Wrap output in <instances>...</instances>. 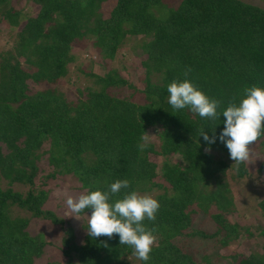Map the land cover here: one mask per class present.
Returning <instances> with one entry per match:
<instances>
[{
  "label": "trees",
  "instance_id": "1",
  "mask_svg": "<svg viewBox=\"0 0 264 264\" xmlns=\"http://www.w3.org/2000/svg\"><path fill=\"white\" fill-rule=\"evenodd\" d=\"M16 5L0 0V24L12 34L8 41L15 40L10 52L0 54V183L7 180L10 186L0 185V264H34L42 255L45 236L29 234L31 219L64 228L45 207L52 195L46 185L58 177L65 183L78 180L85 192L107 191L111 183L127 179L126 191L149 194L160 204L155 221H143L155 229L149 261L120 245L118 234L111 239L87 235L76 246L68 229L65 255L80 264H213L221 256L198 260L185 250L187 240L220 238L225 248L242 234L255 235L225 217L241 203L230 181L250 177L245 163L234 164L218 138L225 118L211 121L188 108L173 110L167 86L183 81L191 68L187 79L222 102L218 111L238 103L245 87L264 88L263 8L241 0H32L31 8L39 11L25 15ZM128 42L144 70L141 88L114 70L96 74L89 66L77 69L87 86L77 89L75 101L53 88L32 91L31 85H53L67 77L79 58L75 50H83L85 59L93 51L105 65L115 62ZM214 128L217 139L209 153L200 130L211 137ZM148 130L158 135V146L140 151ZM256 147L264 154V135L250 146ZM44 155L53 171L39 176ZM257 172L263 175L264 164ZM13 185L27 192H16ZM258 210L264 216V200ZM16 211L31 219L15 217ZM198 216L214 222L213 235L197 230ZM239 264H264V247Z\"/></svg>",
  "mask_w": 264,
  "mask_h": 264
},
{
  "label": "rangeland",
  "instance_id": "2",
  "mask_svg": "<svg viewBox=\"0 0 264 264\" xmlns=\"http://www.w3.org/2000/svg\"><path fill=\"white\" fill-rule=\"evenodd\" d=\"M245 4L252 6H258L264 9V0H241ZM32 0H14V5L17 4V8L24 11L25 15L31 12L35 15L39 11V7L31 8ZM33 6V5H32ZM12 40V34H9L6 27L0 24V54L8 53L12 50L14 43ZM132 43H127L123 49L118 54L115 62H106L104 65L99 59H97L98 54H93V51L88 53L85 59V52L83 50H75L79 55L77 61L68 67L69 75L64 79H60L56 84L48 85L46 83L31 85L32 91H42L48 88L56 89L61 93L68 101H75L77 89H84L87 86V81L82 73H79L77 69L86 71L89 66L92 67L93 72L96 74H103L109 70H114L121 77L129 81L132 85L139 86V78L143 75V69L139 68L138 63L140 59L134 58V52L132 48ZM15 47V46H14ZM83 46L82 48H84ZM139 52V50H137ZM93 54V55H91ZM94 60L95 62H92ZM155 80V79H153ZM128 94V90L124 89L123 94ZM150 135H155L152 137L149 144L158 146V135L154 132L148 130ZM49 149V144L45 145V150ZM48 155L41 157L38 162L39 176L49 174L53 171L47 161ZM150 161L154 164L159 165V158L149 156ZM178 157H173L176 160ZM251 161L250 163L244 162L246 169L250 175L249 178L243 180L236 179L231 180L229 186L233 193H237L241 197V203L237 202L236 213L227 214L225 217L231 223L234 224L238 222L241 227L246 230V228L251 229L255 235L251 238H246V235L242 234L236 241H233L226 246L221 248L219 239L213 240L201 239V238H190L187 240V246L185 250L195 254V257L199 260L203 256H207L215 261V256H221V259L217 263L213 264H239L240 261L249 258L256 253H262L264 247V216L258 210V204L260 201L264 200V173L261 176L258 174V168L264 164V154L263 149L259 147L251 148ZM263 163V164H262ZM1 188L3 190L8 189L7 180H2ZM13 190L16 192L26 193L27 189L22 186H12ZM45 189H51L52 195L51 199L46 203V208L58 216L59 219L65 223L64 228L59 225L53 224L50 221L43 219H31L28 215L16 211L15 217L29 218L28 232L31 236H38L41 233L45 236V246L43 248V253L40 257L34 259V264H80L78 260L75 259L73 255L68 258L65 253L67 248L64 246L68 236L65 235V231L70 229L73 232L74 243L76 246H81L85 242L87 237V218L83 214H80L82 220H77L75 217L71 216L73 213L68 209L66 205V198L68 195L77 197L85 191L81 188V184L76 181L65 183L62 178L56 179L51 184L46 185ZM241 204V205H240ZM194 208V207H192ZM86 215H91V212H86ZM239 215V217L237 216ZM197 222L194 220V225L197 230H202L207 232L209 235H213L216 232V225L214 222L209 221L206 217H200ZM242 230V232H244ZM182 245L181 243L179 244ZM190 250V251H189ZM133 264V263H132ZM134 264H139L138 262ZM141 264V263H140Z\"/></svg>",
  "mask_w": 264,
  "mask_h": 264
},
{
  "label": "clouds",
  "instance_id": "3",
  "mask_svg": "<svg viewBox=\"0 0 264 264\" xmlns=\"http://www.w3.org/2000/svg\"><path fill=\"white\" fill-rule=\"evenodd\" d=\"M191 71V68H186L183 81L173 80L168 84L169 105L173 110L188 108L192 113L211 121L223 116L224 128L218 138L225 144L230 158L237 165L252 162L250 146L264 135V88L256 85L245 87L238 103L233 100L222 111H218L222 102L208 97L187 79ZM215 128L212 129L211 137L204 129L200 130V136L209 145L205 151L209 153L210 145L217 139ZM154 136L144 131L139 150L143 151ZM129 187V180H116L108 186L107 191H86L77 197L68 195L66 205L73 213L71 216L77 220H82L80 214L84 213L90 237L106 236L111 239L113 234H118L120 245L130 246L137 259L147 262L156 236L153 234L155 229H149L143 221L147 219L154 222L160 204L149 194L126 191ZM122 191V198L113 202V198L119 197ZM86 209H91L90 216L85 214Z\"/></svg>",
  "mask_w": 264,
  "mask_h": 264
}]
</instances>
